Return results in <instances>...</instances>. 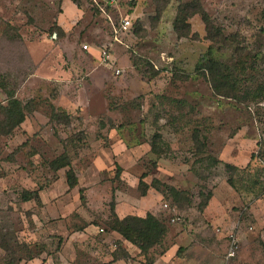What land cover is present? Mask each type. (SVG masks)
<instances>
[{
	"label": "rangeland",
	"instance_id": "rangeland-1",
	"mask_svg": "<svg viewBox=\"0 0 264 264\" xmlns=\"http://www.w3.org/2000/svg\"><path fill=\"white\" fill-rule=\"evenodd\" d=\"M107 1L0 0V105L13 95L26 109L19 129L0 135V264H63L58 215L66 216L70 236L89 227L109 232L112 194L121 189L140 204L144 174L146 183L159 180L186 195L161 188L156 203L166 237L133 264H157L172 246L159 264H264V194L237 192L226 171V164L245 169L258 151L264 100L248 107L216 97L196 72L213 47L218 60L244 66L250 87H264V0H199L214 29L209 34L192 14L186 37L174 22L194 0ZM108 15L115 24L131 21L119 41ZM112 140L116 148L128 143V151L116 149V156ZM64 154L88 186L84 203L80 185L68 190L67 169L52 167ZM25 191H38L39 199L23 201ZM232 238L238 249L228 258ZM76 243L75 264L103 262L99 236L85 233Z\"/></svg>",
	"mask_w": 264,
	"mask_h": 264
},
{
	"label": "trees",
	"instance_id": "trees-1",
	"mask_svg": "<svg viewBox=\"0 0 264 264\" xmlns=\"http://www.w3.org/2000/svg\"><path fill=\"white\" fill-rule=\"evenodd\" d=\"M180 7L174 22V29L180 36L186 37L188 36L187 33H190L191 27L187 23V19L192 14H199L201 16L207 31L211 34V30L214 29L213 24L208 13L200 5L199 0H194L193 3L182 4ZM180 25H184L186 29L185 33L181 32L182 27ZM196 72L210 84L213 94L216 97L233 100L237 104L248 107L253 104H259L264 100V87L252 88L248 85V80L243 78L246 72L244 66L238 62L235 65H229L218 60L214 55L213 47H209L207 53L201 56L196 66ZM0 113L2 115V119L0 120V135L2 136H9L14 130L20 127L26 119L25 107L22 105V102L13 95L8 97L6 105H0ZM68 120L69 116L66 124H70ZM155 137L157 138L159 136ZM193 140L200 146V152H203L205 146L200 144V132L198 130H195ZM155 144L152 145L151 151L157 153L159 147ZM255 161L264 162V139L259 141L258 151L252 154L251 161L245 169H240L232 164H226V171L228 173V184L233 189L237 192H250L258 198L264 194V168H252L251 163ZM52 167L54 171L57 172L62 169H67L65 176L69 190L79 185V178L73 168L72 159L69 155L64 154L59 157L58 160L53 162ZM121 173L122 168L117 164L116 177H118V179ZM145 178L146 174L141 177L139 183V188L143 196L147 195L151 188L163 193V191H161L162 187L176 198L185 197L186 195V192L183 190H178L173 186H167L159 180H153L151 184H148L144 181ZM84 191L83 188L79 190L82 203L86 202ZM22 199L25 202L38 200L39 192L25 191ZM207 203L208 202H204L201 209H205L208 205ZM110 219L111 222L108 224L109 230L119 233L127 241L138 247L142 255H146L150 249L162 244L168 230L161 218L151 213H148L144 218L127 216L120 219L115 211L114 201L111 204ZM114 258L117 259V256H114Z\"/></svg>",
	"mask_w": 264,
	"mask_h": 264
},
{
	"label": "crops",
	"instance_id": "crops-1",
	"mask_svg": "<svg viewBox=\"0 0 264 264\" xmlns=\"http://www.w3.org/2000/svg\"><path fill=\"white\" fill-rule=\"evenodd\" d=\"M66 22H67L66 19L62 20L61 18L59 19L58 22L60 27H62V29H64L65 31H67L66 30L67 26L65 25L67 24ZM19 128L20 127H18L17 129ZM118 142L119 141H115V140L111 141L112 143L111 147L113 148V152L116 156H117V150L120 152L128 151V143H124L123 141V143L120 145V148H116L118 147L116 146L117 145L116 143ZM76 171L78 172V170ZM78 178H79L80 189L81 188L85 189V187H88L86 185H83L81 181V177L79 175ZM121 181L127 183V180H125L123 176L121 177ZM79 185L77 187H79ZM77 187L72 190H69L68 187V190L75 192V189H77ZM117 187L118 185H116V188ZM112 196H114L113 201L115 202V211L120 219H123L127 216H138L144 218L148 213H151L152 215L160 218V213L161 211H163L160 210L161 206H158L156 203V201H159L160 200L159 198H161L160 193L153 188H151L148 191L147 195L143 196L144 198L140 202V204H135V202L132 201V198L127 196V194L121 189H117L116 192L112 194ZM81 209H83L82 206H79L78 209L79 213H80L79 210ZM207 213L208 210H206L205 215H207ZM81 216L83 217L82 219H84V215L81 214ZM65 217L66 216L61 217L60 215H58V221H57V224L61 226V228L63 229L62 236H60L61 239L63 240V237L65 236L62 242L63 264H73V263L75 264L76 259H78L79 248L81 247L80 245L77 246L76 242L78 239H80L82 235H85V233L95 234L96 236H99V238H101V244L99 246V250L101 251L100 253H98L100 255L101 261H103L101 264H133L135 258L141 257L142 255L141 250L132 243H130L129 241H127L125 238H123L119 233L115 231L109 230V232H106L103 228H100L98 232H95L90 230L91 227H89L88 229L84 228V232L80 231V229L79 230L74 229L75 233H73L70 236V231L67 226L68 223L65 220ZM55 224L56 223L53 222L52 224H49V226H53ZM118 246L122 247V251L118 250L119 252L116 253L117 248H119ZM173 248L174 246L170 248V251L164 253V256H162L161 260L157 264L162 263L161 262L163 261L162 259H165L167 255L173 254L175 252ZM114 256H117V259H115Z\"/></svg>",
	"mask_w": 264,
	"mask_h": 264
},
{
	"label": "built area",
	"instance_id": "built-area-1",
	"mask_svg": "<svg viewBox=\"0 0 264 264\" xmlns=\"http://www.w3.org/2000/svg\"><path fill=\"white\" fill-rule=\"evenodd\" d=\"M113 3H115V0H108L107 1L108 5L112 6ZM101 10L103 12H105L102 8H101ZM107 17H108L109 21L111 22V25H112V28H113V32L115 34V40L119 41L118 40V36H121V35L125 34L130 29L131 21L129 20V18H122L121 21L119 22V24H115L112 21V18L110 17V15H108ZM84 49L88 50L89 47L88 46H84ZM102 54H103V57H104V61L106 63H108L111 58H110V55L108 54L107 50H104L102 52ZM113 73H114L115 76L118 77V76L124 75L126 73V70L124 68L123 69H114ZM163 208L165 210H171V208L169 207L168 204H164ZM179 220H180V218H173L172 222L176 223V221H179ZM237 249L238 248L236 247V240H235V238H232L231 246H230V249H229L230 251H229V254H228V258L234 257L235 254H236V250Z\"/></svg>",
	"mask_w": 264,
	"mask_h": 264
}]
</instances>
